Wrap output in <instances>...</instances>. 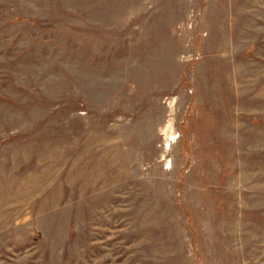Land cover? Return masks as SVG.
Segmentation results:
<instances>
[{
    "label": "rangeland",
    "instance_id": "374dc122",
    "mask_svg": "<svg viewBox=\"0 0 264 264\" xmlns=\"http://www.w3.org/2000/svg\"><path fill=\"white\" fill-rule=\"evenodd\" d=\"M0 264H264V0H0Z\"/></svg>",
    "mask_w": 264,
    "mask_h": 264
}]
</instances>
